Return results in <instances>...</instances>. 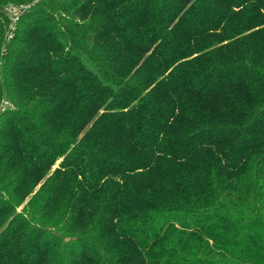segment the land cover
Instances as JSON below:
<instances>
[{
    "label": "trees",
    "instance_id": "obj_1",
    "mask_svg": "<svg viewBox=\"0 0 264 264\" xmlns=\"http://www.w3.org/2000/svg\"><path fill=\"white\" fill-rule=\"evenodd\" d=\"M0 264H264V0H0Z\"/></svg>",
    "mask_w": 264,
    "mask_h": 264
},
{
    "label": "built area",
    "instance_id": "obj_2",
    "mask_svg": "<svg viewBox=\"0 0 264 264\" xmlns=\"http://www.w3.org/2000/svg\"><path fill=\"white\" fill-rule=\"evenodd\" d=\"M38 1V0H33ZM28 4H7L5 6V11L9 14L11 19V25H14V23L17 21L19 16L24 12V10L28 7ZM4 105L8 104V101L3 102Z\"/></svg>",
    "mask_w": 264,
    "mask_h": 264
},
{
    "label": "water",
    "instance_id": "obj_3",
    "mask_svg": "<svg viewBox=\"0 0 264 264\" xmlns=\"http://www.w3.org/2000/svg\"><path fill=\"white\" fill-rule=\"evenodd\" d=\"M67 239V238H66Z\"/></svg>",
    "mask_w": 264,
    "mask_h": 264
}]
</instances>
